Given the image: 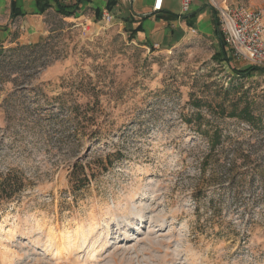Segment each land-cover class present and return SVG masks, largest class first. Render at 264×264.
I'll use <instances>...</instances> for the list:
<instances>
[{"label": "rangeland", "instance_id": "1", "mask_svg": "<svg viewBox=\"0 0 264 264\" xmlns=\"http://www.w3.org/2000/svg\"><path fill=\"white\" fill-rule=\"evenodd\" d=\"M118 2L0 49V264H264V76L215 33L146 47Z\"/></svg>", "mask_w": 264, "mask_h": 264}, {"label": "crops", "instance_id": "2", "mask_svg": "<svg viewBox=\"0 0 264 264\" xmlns=\"http://www.w3.org/2000/svg\"><path fill=\"white\" fill-rule=\"evenodd\" d=\"M120 0H0V49L16 44H35L47 32L45 17L57 6H75L71 19L82 15L98 17L113 10ZM153 0H134L131 27L137 40L146 47L175 48L188 32L200 37L215 33L214 14L200 0H194L186 14L180 12V0H164L163 10L152 14ZM45 6H50L41 13ZM112 6V9L109 8ZM70 10V9H69ZM108 11V12H107ZM12 12L17 14L11 16ZM120 15L121 12H118ZM83 15V16H84Z\"/></svg>", "mask_w": 264, "mask_h": 264}, {"label": "built area", "instance_id": "3", "mask_svg": "<svg viewBox=\"0 0 264 264\" xmlns=\"http://www.w3.org/2000/svg\"><path fill=\"white\" fill-rule=\"evenodd\" d=\"M194 0H180V12H189ZM164 0H153L152 14L162 12ZM218 32L231 58L243 60L258 67L264 66V10L245 7L217 8ZM105 23L113 20L111 14L102 16ZM194 33V31H192Z\"/></svg>", "mask_w": 264, "mask_h": 264}, {"label": "trees", "instance_id": "4", "mask_svg": "<svg viewBox=\"0 0 264 264\" xmlns=\"http://www.w3.org/2000/svg\"><path fill=\"white\" fill-rule=\"evenodd\" d=\"M49 7L50 6H45V8L42 9L41 13H44V11L46 9H48ZM74 7L75 6L65 7V6L58 5L55 13L62 18H69V17L73 16V10L75 9ZM109 9L111 10L112 6ZM11 16L16 17L17 14H14V12H12ZM98 18H100V15L98 16ZM214 26H215V34H216L218 40L220 41V47H221V49H223L224 44L222 41V37L218 32V24L216 21V17H214ZM215 59H214V61L219 62V60H215ZM223 59H224V61H226L227 63L230 64L228 58L224 57ZM254 73L261 75V76H264V69H262L260 67H251V68H248V69L243 70V71L235 72L236 76L240 79H247V78L251 77ZM218 112H219V115H224L223 110L220 109V110H218ZM227 116L230 118H238L239 117L241 120L246 122L249 126H251L253 129L255 127L256 118L254 117L253 112H252L251 108L249 107V105H245L244 107H242L237 112H236V110L232 109V111L229 114H227ZM199 117L200 116L197 115L195 117V119H198ZM212 135H213V138H212L213 140L211 142V145H212L211 147L214 148L220 143V135H219V132L217 129H214ZM4 184L0 185L1 193L7 194L9 192V190H8L9 188L12 189V191L14 192L13 189H15V187H17L18 180H16V179H15V181L10 180L9 183H7V185H6V183H4Z\"/></svg>", "mask_w": 264, "mask_h": 264}, {"label": "bare ground", "instance_id": "5", "mask_svg": "<svg viewBox=\"0 0 264 264\" xmlns=\"http://www.w3.org/2000/svg\"><path fill=\"white\" fill-rule=\"evenodd\" d=\"M139 212V211H138ZM137 212V213H138ZM71 239H72V237H69L68 239H67V243L70 241L71 242Z\"/></svg>", "mask_w": 264, "mask_h": 264}]
</instances>
